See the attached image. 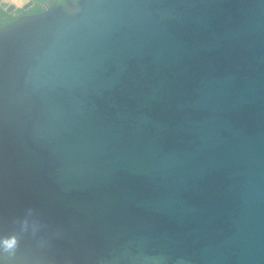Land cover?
Returning a JSON list of instances; mask_svg holds the SVG:
<instances>
[{
	"label": "water",
	"instance_id": "water-1",
	"mask_svg": "<svg viewBox=\"0 0 264 264\" xmlns=\"http://www.w3.org/2000/svg\"><path fill=\"white\" fill-rule=\"evenodd\" d=\"M50 1L0 27V264H264V0Z\"/></svg>",
	"mask_w": 264,
	"mask_h": 264
},
{
	"label": "crops",
	"instance_id": "crops-1",
	"mask_svg": "<svg viewBox=\"0 0 264 264\" xmlns=\"http://www.w3.org/2000/svg\"><path fill=\"white\" fill-rule=\"evenodd\" d=\"M48 5H51L50 0H0V8L13 17L37 14ZM24 7H27L25 11H23Z\"/></svg>",
	"mask_w": 264,
	"mask_h": 264
},
{
	"label": "trees",
	"instance_id": "trees-1",
	"mask_svg": "<svg viewBox=\"0 0 264 264\" xmlns=\"http://www.w3.org/2000/svg\"><path fill=\"white\" fill-rule=\"evenodd\" d=\"M17 18L18 17H13L11 14H7V12L0 8V27L14 22Z\"/></svg>",
	"mask_w": 264,
	"mask_h": 264
},
{
	"label": "built area",
	"instance_id": "built-area-1",
	"mask_svg": "<svg viewBox=\"0 0 264 264\" xmlns=\"http://www.w3.org/2000/svg\"><path fill=\"white\" fill-rule=\"evenodd\" d=\"M46 8V6L44 7V9Z\"/></svg>",
	"mask_w": 264,
	"mask_h": 264
}]
</instances>
